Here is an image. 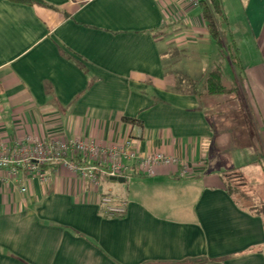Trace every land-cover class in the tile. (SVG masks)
<instances>
[{
	"label": "crops",
	"instance_id": "obj_1",
	"mask_svg": "<svg viewBox=\"0 0 264 264\" xmlns=\"http://www.w3.org/2000/svg\"><path fill=\"white\" fill-rule=\"evenodd\" d=\"M43 1L52 7L0 0V139L77 136L108 147L129 138L137 153L176 156L187 172L141 175L128 161L125 188H93L55 164L47 182L23 171L2 178L0 264H264V0L221 1L220 28L240 50L242 69L223 66L240 88L242 130L235 101L217 115L223 95L200 98L176 80L201 88L220 57L199 5ZM201 54L198 76L189 64ZM226 142L246 150L228 167L246 200L221 179ZM110 193L127 201L123 215L100 209Z\"/></svg>",
	"mask_w": 264,
	"mask_h": 264
},
{
	"label": "built area",
	"instance_id": "obj_2",
	"mask_svg": "<svg viewBox=\"0 0 264 264\" xmlns=\"http://www.w3.org/2000/svg\"><path fill=\"white\" fill-rule=\"evenodd\" d=\"M185 1L194 7L199 3V0ZM131 144L129 138L122 144L106 147L94 140L77 136L46 139L29 134L18 139H0V172H4L0 175V180L16 177L19 171H23L26 175L47 182L49 176L43 169L47 164H55L76 172L93 188L99 186L100 177H128L131 171L128 161L136 163L134 170L141 175L155 174L158 166H178L179 176L187 172L186 166L178 157L162 152L137 153ZM20 189L26 191L25 186ZM98 197L100 209L105 215L121 216L126 212V200H118L111 194Z\"/></svg>",
	"mask_w": 264,
	"mask_h": 264
},
{
	"label": "trees",
	"instance_id": "obj_3",
	"mask_svg": "<svg viewBox=\"0 0 264 264\" xmlns=\"http://www.w3.org/2000/svg\"><path fill=\"white\" fill-rule=\"evenodd\" d=\"M15 3H25V4H43L47 7H52L51 5L45 3L43 0H9ZM222 0H199V7L202 11V17L206 23V29L212 41L218 47V53L220 54L219 59L211 65L212 67L207 72L204 82L201 88L196 87V82L192 80V78L184 75L177 74L178 85L182 88V92H190L197 94L200 98L204 96H216L223 95L225 100L226 110H222V112H231V101H235L237 103V108L235 109V113L242 114L245 113V108L242 101V97L240 95V88L236 82L229 83L226 82L225 71H224V61L227 60L229 65L232 68L241 67V57L240 50L237 45V41L234 40L233 36H228L225 30L220 28V25L224 22L226 23V16L224 15L223 5L221 3ZM184 87V88H183ZM187 88V89H186ZM228 104V105H227ZM237 120L238 125L241 122L240 117L238 116ZM245 121L243 120V123ZM240 126V125H239ZM52 165L47 164L43 166V169H46ZM221 179L223 180L224 187L229 194L237 195L238 197L242 196L243 200H246V192L239 188V183L241 179L236 172L224 171L221 173ZM263 208V207H262ZM255 213H259L262 210L260 207H251Z\"/></svg>",
	"mask_w": 264,
	"mask_h": 264
},
{
	"label": "rangeland",
	"instance_id": "obj_4",
	"mask_svg": "<svg viewBox=\"0 0 264 264\" xmlns=\"http://www.w3.org/2000/svg\"><path fill=\"white\" fill-rule=\"evenodd\" d=\"M217 59H218V57H217ZM248 60L249 59H247V58H245V64L246 65H248L249 64V62H248ZM251 63V62H250ZM201 65H202V54L200 55V60H198V59H196L195 61H190V64H189V67H191V69H195L196 70V73H197V75H198V73L201 71L202 72V67H201ZM237 74H239V78L240 79H242L243 80V76H244V74H242L241 72H238ZM199 76V75H198ZM243 85L244 86H247V85H245L244 83H243ZM221 110H223V107H218V110L215 112V114H220V115H222L223 113H222V111ZM220 111H221V113H220ZM225 113H229V112H225ZM236 114V113H235ZM245 114V113H244ZM243 114V115H244ZM237 115H239V117H240V120H241V122L239 123V127L241 128L242 126H243V120L245 121V119H247L246 117H242L243 115H242V113L240 112V114H237ZM244 116H246V115H244ZM209 117H215L214 116V114L212 115V116H209ZM221 117H218V119H220ZM245 118V119H244ZM222 119V118H221ZM233 128V127H232ZM225 130L226 128H220V129H218L217 128V133L218 134H220L221 133V131L222 130ZM233 129H235V128H233ZM242 129H244V128H241V130ZM229 131V130H228ZM227 132V131H226ZM224 147H225V149H224V153L222 152L221 153V156H220V158H221V160L223 161L222 163H223V165L221 166V168L223 169H221V171H231V170H234V169H231V170H229V168L228 167H230L229 165H233V163H234V161H233V159L235 158V156L237 155V154H240L241 155V153H243L244 154V152L246 151H242V150H244V149H240V148H237V146L236 147H234V146H231V144L229 143V142H226V145H224ZM234 147V150H232V148ZM239 152H241V153H239ZM230 162V163H229ZM241 170H244L245 171V168H241ZM246 173V172H245ZM98 184H100V187L101 188H103V187H105V186H121L122 188H125V186H126V183L125 182H121V183H118L117 181H114L113 182V180H110V179H108V178H104V177H100L99 178V183ZM118 192H115V194L114 195H116ZM111 194V193H110Z\"/></svg>",
	"mask_w": 264,
	"mask_h": 264
},
{
	"label": "water",
	"instance_id": "obj_5",
	"mask_svg": "<svg viewBox=\"0 0 264 264\" xmlns=\"http://www.w3.org/2000/svg\"><path fill=\"white\" fill-rule=\"evenodd\" d=\"M110 180L117 181L118 183L124 182L125 179L122 177H111Z\"/></svg>",
	"mask_w": 264,
	"mask_h": 264
}]
</instances>
